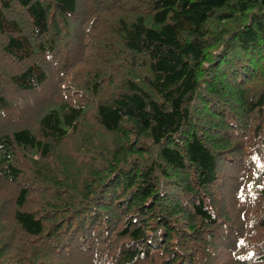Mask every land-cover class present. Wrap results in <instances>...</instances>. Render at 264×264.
Returning <instances> with one entry per match:
<instances>
[{
  "label": "trees",
  "instance_id": "obj_1",
  "mask_svg": "<svg viewBox=\"0 0 264 264\" xmlns=\"http://www.w3.org/2000/svg\"><path fill=\"white\" fill-rule=\"evenodd\" d=\"M0 264H264V0H0Z\"/></svg>",
  "mask_w": 264,
  "mask_h": 264
}]
</instances>
